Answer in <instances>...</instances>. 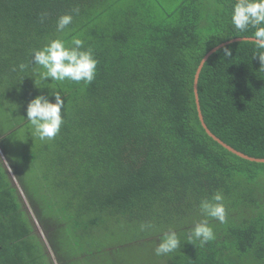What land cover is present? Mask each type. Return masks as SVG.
I'll list each match as a JSON object with an SVG mask.
<instances>
[{
    "label": "trees",
    "instance_id": "trees-1",
    "mask_svg": "<svg viewBox=\"0 0 264 264\" xmlns=\"http://www.w3.org/2000/svg\"><path fill=\"white\" fill-rule=\"evenodd\" d=\"M233 3L0 0V264H264V164L207 134L194 91L212 49L253 38L232 25ZM73 37L92 49L95 79L41 80L33 50ZM224 48L200 75L204 121L227 145L264 159V68L252 41ZM53 89L64 96V123L40 140L27 105ZM217 191L226 223L210 220L216 239L194 246L185 233ZM170 228L181 247L157 256Z\"/></svg>",
    "mask_w": 264,
    "mask_h": 264
},
{
    "label": "clouds",
    "instance_id": "clouds-1",
    "mask_svg": "<svg viewBox=\"0 0 264 264\" xmlns=\"http://www.w3.org/2000/svg\"><path fill=\"white\" fill-rule=\"evenodd\" d=\"M78 14L79 9L74 8L72 13L60 16L56 22L57 31L63 32L72 23L73 16ZM46 17L47 13H41V22ZM231 23L240 32L252 30V43L257 49L253 58L258 57L261 68H264V0H234ZM223 56L230 57L231 50L224 48ZM30 64L42 69L39 77L43 81L51 78L53 82L70 80L90 84L95 79L98 61L94 58L90 47L85 50L83 40L73 37L70 44L62 39H53L39 50H33ZM28 66L21 63L19 69L23 71ZM55 90L53 89L49 96H37L27 105V120L40 140L55 138L64 123L61 114V109L65 107L62 98L64 96L60 90ZM50 97H54V103L50 102ZM224 199L222 192L217 191L210 198L201 200L199 208L203 218L185 233L188 243L195 246L198 241L200 247H204L216 239L210 220L226 223L227 211ZM151 227L150 224L141 225V230ZM180 247V235L170 228L162 235L161 242L155 248V254L168 255Z\"/></svg>",
    "mask_w": 264,
    "mask_h": 264
},
{
    "label": "water",
    "instance_id": "water-1",
    "mask_svg": "<svg viewBox=\"0 0 264 264\" xmlns=\"http://www.w3.org/2000/svg\"><path fill=\"white\" fill-rule=\"evenodd\" d=\"M253 38H237L234 40H231L229 42L223 43L221 45H219L218 47L212 49L203 59L201 65L198 68L197 74H196V78H195V84H194V91H195V97H196V103H197V107H198V112H199V117L200 120L202 122V125L204 127V129L206 130L207 134L213 138L215 141H217L220 145H222L224 148H226L227 150H229L230 152H232L233 154L239 156L242 159L251 161V162H256V163H261L264 164V159H257V158H253L250 156H247L237 150H235L234 148H232L231 146L227 145L226 143H224L222 140H220L217 136H215L207 127L205 121H204V117L201 111V107H200V99H199V93H198V83H199V79H200V75L202 72V69L204 67V65L206 64V62L209 60V58L214 55L216 52H218L220 49L224 48L225 46H228L230 44L233 43H237V42H243V41H252Z\"/></svg>",
    "mask_w": 264,
    "mask_h": 264
}]
</instances>
